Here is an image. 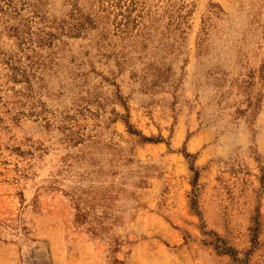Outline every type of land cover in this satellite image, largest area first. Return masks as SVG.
<instances>
[{"label":"rangeland","instance_id":"rangeland-1","mask_svg":"<svg viewBox=\"0 0 264 264\" xmlns=\"http://www.w3.org/2000/svg\"><path fill=\"white\" fill-rule=\"evenodd\" d=\"M129 3L0 0V264H264V0Z\"/></svg>","mask_w":264,"mask_h":264},{"label":"trees","instance_id":"trees-1","mask_svg":"<svg viewBox=\"0 0 264 264\" xmlns=\"http://www.w3.org/2000/svg\"><path fill=\"white\" fill-rule=\"evenodd\" d=\"M129 2L130 3L126 4V5L119 4L121 7L124 6V9L120 10L121 11L120 15L122 16V19L120 20V22H118V25H117L118 29H120V30H125V28L127 27L130 19H129V16L127 14H125V12H130L132 9H134V7L136 6L137 0H129ZM121 21H123V22H121ZM82 25H83V23L77 24L75 26V28L79 29L80 27H82ZM6 62L7 63L10 62V60L6 59ZM30 63H32V62H30ZM25 78H26V81L29 82V77L27 75L25 76ZM144 139L150 141L149 138L144 137ZM192 203H193V200H192ZM220 249H223L224 251H228L227 248H224L223 246Z\"/></svg>","mask_w":264,"mask_h":264}]
</instances>
